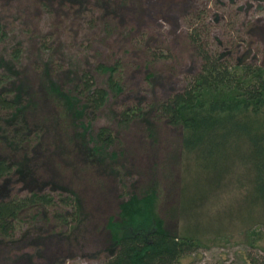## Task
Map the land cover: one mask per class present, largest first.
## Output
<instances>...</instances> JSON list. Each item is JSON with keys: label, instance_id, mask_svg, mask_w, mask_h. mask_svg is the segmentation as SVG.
Returning <instances> with one entry per match:
<instances>
[{"label": "trees", "instance_id": "1", "mask_svg": "<svg viewBox=\"0 0 264 264\" xmlns=\"http://www.w3.org/2000/svg\"><path fill=\"white\" fill-rule=\"evenodd\" d=\"M48 1L63 9L68 0ZM93 1L99 15L84 30L97 27L103 38L122 35L124 2ZM36 5L48 15L53 8L43 0ZM84 5L90 11L92 4ZM23 15L18 9V19ZM55 24L51 34L29 33L27 38L39 41L33 52L14 36L0 52V183L16 177L34 185L23 198L0 195V246L16 248L55 235L95 243L103 264H178L200 248L176 227L180 174L190 165L219 183L235 162L242 164L251 174L249 198L264 206V68L242 60L230 65L197 46L199 71L179 91L145 110L140 104L115 110L122 88L114 75L121 61L89 63L92 44L86 37L81 51L56 54L47 45L56 40ZM3 31L1 26L0 42L7 36ZM162 77L149 79L157 84ZM100 117L107 123L94 129ZM131 128L134 151L147 157L146 167L134 163L124 140ZM76 184L87 187L86 200ZM40 185L60 188L58 204L74 211L47 213L55 204L44 190H35ZM25 212L28 226L14 234ZM258 235L251 234L249 242Z\"/></svg>", "mask_w": 264, "mask_h": 264}, {"label": "rangeland", "instance_id": "2", "mask_svg": "<svg viewBox=\"0 0 264 264\" xmlns=\"http://www.w3.org/2000/svg\"><path fill=\"white\" fill-rule=\"evenodd\" d=\"M38 1L0 0V27L7 35L4 42H0V52L12 36L22 45V41H26L25 48L33 52L32 47L38 48L39 41L27 38L29 33L39 36L50 31L51 34L50 24L58 22L55 24L56 40L47 44L49 48H55L56 54L61 50L64 53L66 50L75 51L77 47L81 51V38L86 37L92 44L91 56H87L89 63L110 65L121 61L114 75L122 88V94L113 106L115 110L126 106L131 108L135 104L145 110L149 104L179 91L199 71L201 60L197 46L209 56H218L230 65L242 60L243 65L264 68V0H111L116 4L124 2L121 4L124 5L121 12L124 32L120 36L110 34L104 38L97 27L84 30L87 21L94 22L99 15L95 7L97 3L93 0H77L75 6L69 5L75 0H68L61 3L63 9L53 7V1L43 0L53 7L48 9L50 15L36 5ZM58 2L62 1L55 0L56 5ZM86 2L92 6L85 12L82 8ZM18 9L24 13L21 19H18ZM19 29L28 31L24 35L18 33ZM156 74L163 76L157 84L149 79ZM105 119L98 118L93 128L106 124ZM260 125L264 127V115ZM135 132L136 128H131L129 134L133 136L126 135V132L124 140L127 145L131 144L134 163L137 165V161L146 167L149 165L147 157L140 158L141 152L134 151ZM180 175L178 235L196 239L200 248L180 259L178 264L264 263V206L249 198L251 174L247 167L235 162L222 174L219 183L213 180L211 173L193 165L183 168ZM10 179L0 183L2 198L7 195L8 198H23L34 187L16 177ZM69 182L72 180H66L67 184ZM56 183L64 186L61 182ZM43 186H37L35 190H44L55 204L47 213L74 211L69 204H58L60 188L50 191L52 187ZM78 187L79 195L86 200L87 187L83 184L74 186ZM29 214L25 212L20 224H14V234L27 228ZM256 233L258 239L249 242L250 235ZM81 235L91 236L88 233ZM98 250V245L93 242L90 245L80 239L75 241L71 237L47 235L42 240L20 244L16 248L0 246V264H103Z\"/></svg>", "mask_w": 264, "mask_h": 264}]
</instances>
